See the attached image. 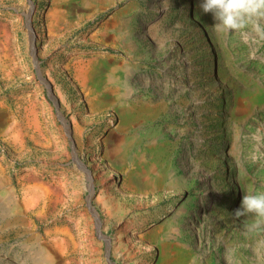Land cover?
Masks as SVG:
<instances>
[{
    "label": "rangeland",
    "instance_id": "rangeland-1",
    "mask_svg": "<svg viewBox=\"0 0 264 264\" xmlns=\"http://www.w3.org/2000/svg\"><path fill=\"white\" fill-rule=\"evenodd\" d=\"M200 3L0 0V264H264V40Z\"/></svg>",
    "mask_w": 264,
    "mask_h": 264
},
{
    "label": "clouds",
    "instance_id": "clouds-1",
    "mask_svg": "<svg viewBox=\"0 0 264 264\" xmlns=\"http://www.w3.org/2000/svg\"><path fill=\"white\" fill-rule=\"evenodd\" d=\"M200 8L212 13L215 23L210 27L215 32H239L245 42L264 40V0H201ZM234 214H252L255 219L249 228L264 225V193L245 192Z\"/></svg>",
    "mask_w": 264,
    "mask_h": 264
},
{
    "label": "bare ground",
    "instance_id": "bare-ground-1",
    "mask_svg": "<svg viewBox=\"0 0 264 264\" xmlns=\"http://www.w3.org/2000/svg\"><path fill=\"white\" fill-rule=\"evenodd\" d=\"M58 1L59 0H54L55 3H58ZM53 17L54 16L51 15V19ZM3 26L4 25L2 23H0V29L3 28ZM208 69H210V68H208ZM76 71H77L79 78L82 80V82H84L86 77L88 76L87 69H85L84 67L82 68V66H81V67L77 68ZM87 101L89 102V105L91 107H97V105H95V104L96 103L98 104V101L95 98H90L87 96ZM101 102H102V100H101ZM44 184H46V183L36 182L33 185H31L32 188H31L30 194H32V196L34 197V200H33L34 204L41 203L42 201L45 202L46 200H48L49 197L54 198V204H55V202H58L60 200L61 188L59 186H50V185L45 186ZM109 202L114 206V207H112L111 204L109 206V203L105 201V204H106V206H108L109 210L116 212L120 209V205H119L118 201L111 199V200H109ZM165 262H167V261H165ZM157 264H162V261H158Z\"/></svg>",
    "mask_w": 264,
    "mask_h": 264
},
{
    "label": "water",
    "instance_id": "water-1",
    "mask_svg": "<svg viewBox=\"0 0 264 264\" xmlns=\"http://www.w3.org/2000/svg\"><path fill=\"white\" fill-rule=\"evenodd\" d=\"M16 181L19 182L20 185H26V184H30L33 185L36 182H42V179L32 173H24V170H20L17 174H16ZM33 178V179H32Z\"/></svg>",
    "mask_w": 264,
    "mask_h": 264
}]
</instances>
